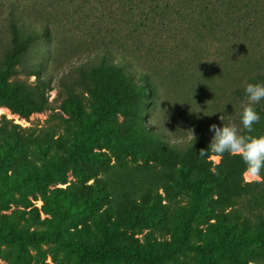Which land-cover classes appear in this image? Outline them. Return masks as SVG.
I'll return each instance as SVG.
<instances>
[{"label":"trees","instance_id":"1","mask_svg":"<svg viewBox=\"0 0 264 264\" xmlns=\"http://www.w3.org/2000/svg\"><path fill=\"white\" fill-rule=\"evenodd\" d=\"M99 2L102 19L92 25L91 41L85 48L96 51L91 58L70 65L57 77L59 94L64 95L61 107L64 110L71 105L87 104L116 109L121 114L117 134L150 160L152 173L145 179H137L130 174H117L113 164L89 165V154L80 153L81 144L61 157L63 137L52 138L49 145L55 159H46L49 165L45 170H27L22 176L15 175L9 183L3 181L4 188L0 189V208L5 206L3 194L17 192L31 206L30 218L45 221L48 228L36 230L30 225H18V220L2 221L0 240H20L15 257L19 264L30 255L28 251L23 252L24 243L40 252L43 242L56 243L66 261L72 264L115 261L156 264L157 255L152 247L105 245L97 238V230L91 227L89 217L97 218L99 229L107 234L109 222L113 227H131L145 219L151 209L170 216L173 190L179 186L192 190L196 202L209 200L207 208L222 225L240 230L241 240L236 242V251L225 240L228 230L222 229L216 241L205 240L200 249L206 255L207 264H215L214 258L222 256L224 251L230 253L233 264L264 259V175L259 180L245 181L244 165L238 156L225 153L213 163L209 157L215 154L211 151L203 157L198 154L211 142L203 127L217 124L213 113L218 110L216 101L220 98L236 103L245 101L244 84L264 81V41L261 42L264 36H255V28L264 21V0ZM6 20L9 38L0 43V82L13 76L14 92L12 102L0 101V104L12 112H18L16 107L30 112L38 110L46 104L44 94L51 86V73L42 67L26 69V75L35 77L33 84H26L16 75L20 72L22 57L36 41L53 39L51 30L48 25H31L13 9ZM208 49L219 50L211 61L206 54ZM161 62L166 66H157ZM169 75L177 88H188L184 98L202 103L196 110L190 105L177 109L179 116L197 131L185 144L169 139L159 127L147 123L148 109L159 97V85ZM241 106L235 118L238 123ZM257 111L261 120L254 126V134H264V102ZM7 136H13L16 142L27 139L17 131L0 128V141ZM24 144L27 146L25 141ZM78 154L79 159L75 161ZM97 155L102 158V154ZM71 161L82 182H70L65 189L48 193L50 183L66 182L64 169ZM3 179L0 161V180ZM90 179L92 182L87 183ZM36 191L41 193L42 208L50 215L43 220L38 216L39 208L26 198L32 195L36 199L33 195ZM76 215L83 218L80 226L65 229V223ZM187 220L195 221L192 217ZM116 233L112 228L110 236ZM182 233L185 239L191 235L189 230L183 229ZM237 250L249 256L245 262Z\"/></svg>","mask_w":264,"mask_h":264},{"label":"rangeland","instance_id":"2","mask_svg":"<svg viewBox=\"0 0 264 264\" xmlns=\"http://www.w3.org/2000/svg\"><path fill=\"white\" fill-rule=\"evenodd\" d=\"M95 7H97L96 10ZM11 9L25 16V20L31 25H48L53 37L52 40H38L31 46L19 63L20 72L16 77L24 80L26 84H33L35 77L26 75V69L37 70L42 67L51 73L52 81L50 88L45 90L46 104L38 110L30 112L27 108L16 107L18 112H12L5 104H0V128L17 131L19 135L27 138L24 139L27 146L24 141L16 142L13 136H7L0 141V161L4 173V179L0 180V189L4 188L3 181L9 183L15 175L22 176L27 170H45L49 165L46 159L50 161L55 159L49 143L52 138L56 139L59 136L63 137V146H60L59 150L61 157H65L74 147L81 144L80 153L86 151L89 154V165L99 167L101 163L113 164L114 170H117L116 173L121 176L130 174L137 179L147 178L153 170L150 160L133 150L127 140L117 134L116 126L121 122L120 112L113 108L87 104L71 105L64 110L61 107L64 95L59 94L57 77L70 65L91 58L96 51V49L85 48L91 41L90 33L94 29L92 25L102 19L99 0H0V43H5L9 38L6 19ZM255 29V36H264V21L262 20ZM218 51V49H208L206 54L209 56V61L217 57ZM158 65L161 67L165 64L161 62ZM168 70L169 68L165 71L168 73ZM170 75L159 85V97L148 109L147 123L159 127L169 139L181 140L185 144V140L195 135L197 131L194 126L179 116L177 109L190 105L196 110L202 107V103L184 98L188 88H177ZM12 82L13 76L0 82V101L12 102L11 95L14 92ZM216 102L218 110L214 116H216L217 126H221L222 121L239 125L235 120L236 113L244 101L240 100L236 103L220 98ZM203 131L211 141L213 133L209 131L208 124L203 127ZM99 153L102 154V158H98ZM79 156L80 154L75 161L79 159ZM209 158L213 163L218 161L215 155ZM64 175L66 182L50 183L47 187L48 193L55 189H65L70 182L81 183L83 180L72 161L67 162ZM243 179L252 181L260 178L249 177L244 172ZM91 182L92 179L87 181V183ZM33 195H36V199L32 195H27L26 198L39 208V218L43 220L50 217L42 208L41 193L36 191ZM2 197L5 206L0 208V223L18 220V225H30L31 229L48 228L45 221L37 222L30 218L28 210L31 206L17 192L3 194ZM208 201L204 199L196 202L192 190L176 186L170 203L172 209L170 216L151 209L153 211L150 210L145 219L131 227H113L109 222L107 234L99 229L97 218L90 216L89 222L91 227L97 230V238L105 245L136 244L152 247L157 255L156 264H207L206 255L200 249L207 238L216 241L222 229L228 230L225 240L233 245L234 251H236V242L241 240L240 230L235 228L236 226L228 228L225 224L227 226L225 228L224 224L222 225L215 216L211 215V211L206 206ZM179 213L185 216L180 217ZM189 217L195 221L190 222L187 220ZM100 219H103V216H100ZM81 222L83 218L77 215L71 216L64 228L79 227ZM212 224L214 225L211 226ZM112 228H115L117 233L110 236ZM183 229L191 231L187 239L182 233ZM19 244L18 238L0 240V264H19L15 258L20 250ZM23 245V252L28 251L30 255H26L22 264H72L66 261L64 252L54 242L41 243L40 252H36L26 243ZM171 251L173 252L170 253ZM238 252L240 253V250ZM240 255L244 262L245 258L249 257L242 253ZM213 261L215 264L235 262L228 251H224L222 256H216ZM108 264H120V262ZM247 264H264V259L249 261Z\"/></svg>","mask_w":264,"mask_h":264},{"label":"clouds","instance_id":"3","mask_svg":"<svg viewBox=\"0 0 264 264\" xmlns=\"http://www.w3.org/2000/svg\"><path fill=\"white\" fill-rule=\"evenodd\" d=\"M243 93L245 101L239 111V125L225 123L221 119V126L210 124L209 131L213 133L211 142L198 154L203 157L211 151L218 160L225 153L236 155L249 177H260L264 175V134H254V126L261 120L257 107L264 102V81L246 82Z\"/></svg>","mask_w":264,"mask_h":264}]
</instances>
